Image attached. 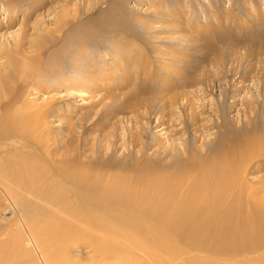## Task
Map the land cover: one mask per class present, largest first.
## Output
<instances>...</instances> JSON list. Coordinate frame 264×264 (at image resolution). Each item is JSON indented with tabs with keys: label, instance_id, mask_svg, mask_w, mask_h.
<instances>
[{
	"label": "rangeland",
	"instance_id": "rangeland-1",
	"mask_svg": "<svg viewBox=\"0 0 264 264\" xmlns=\"http://www.w3.org/2000/svg\"><path fill=\"white\" fill-rule=\"evenodd\" d=\"M184 38L194 43H180ZM46 39L39 77L17 80L23 55L35 57V43ZM81 47L88 52L79 51ZM174 56L185 62L184 69L169 67ZM76 58L95 67L78 72L72 65ZM197 66L202 68L198 74H187ZM178 70L185 83L169 95L181 94L190 103L186 98L179 105L168 102L163 113L158 84L174 80ZM204 72L209 75L205 86L215 87L212 94L196 85ZM83 76L78 85L77 78ZM3 83L10 89L0 102L8 109L14 107L9 96L13 92L21 102L35 101L50 111L47 130L60 159L77 160L76 155L84 153L83 161L111 173L138 163L160 172L186 171L192 159L210 160L248 140L263 141L264 0H0V86ZM15 87L20 89L13 91ZM3 113L0 110V129L8 120ZM11 143H0V159L11 157ZM260 144L254 142V156L245 166V180L257 193L264 191ZM7 181L14 182L0 177L5 188L0 193L2 254L18 237L27 238L29 218L51 240L55 226L48 229L56 221V209L17 185L9 187ZM32 246L28 256L37 257ZM245 256L253 263L263 255ZM75 257L78 264H149L143 262L144 255L90 263L76 250ZM26 260L24 256L13 263Z\"/></svg>",
	"mask_w": 264,
	"mask_h": 264
},
{
	"label": "bare ground",
	"instance_id": "bare-ground-1",
	"mask_svg": "<svg viewBox=\"0 0 264 264\" xmlns=\"http://www.w3.org/2000/svg\"><path fill=\"white\" fill-rule=\"evenodd\" d=\"M44 41L35 43V57L23 55L17 80L39 77L40 59L48 39ZM180 43L194 42L184 38ZM79 51L88 52L84 47ZM82 59L72 62L78 72L86 73L95 67ZM168 61L173 69L185 68V62L175 56ZM201 69L197 66L194 71L187 70V74H198ZM205 74L197 76L196 85L204 86L203 92L212 94L215 87L205 86L209 77ZM173 75L176 78L171 82L158 84L163 113L168 102L179 105L186 98L181 94L169 95L185 83L180 70ZM83 80L85 76L77 78V84ZM9 89L1 84L0 99L6 98ZM19 89L15 87L13 91ZM18 94L9 95L14 104L10 109L6 102H0L3 117L8 116L0 129V143L10 141L14 146L7 161L0 159V177L12 178L14 182L7 181L9 187L17 185L38 201L48 203L59 216L52 217L56 219L52 227L48 225V230L55 226L51 240L45 229L38 228L35 219L29 218L27 238L10 241L8 251H0V264L19 262L24 256L30 259L25 264H78L76 250L90 263L109 261L107 257L116 261L123 257L138 260L144 255L143 262L149 264H264V191L257 193L254 184L245 180V166L255 153L254 142L264 145L263 137V141L248 140L241 148L229 149L210 160L192 159L186 171L160 172L149 166L139 167L138 163L130 170L105 172L92 165V161H83L81 152L76 155L77 160L57 157L60 149L53 148L55 143L47 130L50 111L48 114L44 110L46 106L37 107L35 101L21 102ZM0 188V193H5L1 184ZM31 245L37 257L28 256ZM64 249L66 260L61 254ZM250 254H262V260L246 262L250 256L245 255ZM7 256L10 258L4 260Z\"/></svg>",
	"mask_w": 264,
	"mask_h": 264
}]
</instances>
